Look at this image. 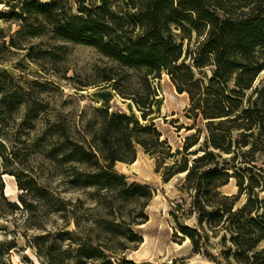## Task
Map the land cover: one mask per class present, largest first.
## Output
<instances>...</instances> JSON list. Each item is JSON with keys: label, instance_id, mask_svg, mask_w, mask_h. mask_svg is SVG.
Returning a JSON list of instances; mask_svg holds the SVG:
<instances>
[{"label": "trees", "instance_id": "obj_1", "mask_svg": "<svg viewBox=\"0 0 264 264\" xmlns=\"http://www.w3.org/2000/svg\"><path fill=\"white\" fill-rule=\"evenodd\" d=\"M226 1L25 0L19 10L23 22L31 16L41 18L56 37L90 46L116 63L120 72L112 69L113 75L105 81L113 91L132 101L145 122L132 106L130 115L111 113L108 105L113 92L99 94L105 106L98 111L103 116L100 141L87 147L75 144L68 157L84 171L76 173L70 183L76 189L92 188L112 195L121 206L138 210L136 217L124 224L132 241L139 244L142 239L131 226L148 221L144 209L152 200L153 191L146 185L130 183L115 170L116 164H133L138 147L159 156L163 164L174 159L166 167L164 180L167 183L176 175L187 174L183 190L191 198L188 210L179 204L171 212L181 233L200 249L207 247L209 231L215 236L224 232L223 241L228 237L231 243L228 259L234 260L229 264H264V169L254 166L255 156L264 148V80L256 85L264 72V0H245L239 8L236 0H228V12ZM193 32L203 36L196 46L191 43ZM209 67L211 77L202 72ZM197 70L204 78L197 77ZM129 71L137 75L139 86L135 93L127 95L119 88V81ZM163 74L171 78L179 93L189 94L190 118L208 121L204 141L201 142L203 131L199 129L187 137L184 149L176 153H172L154 123L162 101L153 82ZM197 146V151L190 152ZM63 151L64 147L59 149ZM191 155L196 157L192 161ZM49 156L57 158L55 153ZM2 175L0 168L1 203L19 210L4 195ZM231 179L236 180L239 193L228 196L222 189ZM19 185L26 196L33 194L32 187ZM243 196L246 201L238 205ZM21 202L26 206L23 198ZM61 210L64 208L58 211ZM193 215H197L200 231L184 226V221ZM74 219L77 230L66 233L71 240L69 251L76 253L74 262L114 264L108 253L116 252L102 236L115 233L118 225L97 223L95 230L86 232L77 217Z\"/></svg>", "mask_w": 264, "mask_h": 264}, {"label": "rangeland", "instance_id": "obj_2", "mask_svg": "<svg viewBox=\"0 0 264 264\" xmlns=\"http://www.w3.org/2000/svg\"><path fill=\"white\" fill-rule=\"evenodd\" d=\"M24 1L0 0V168L4 195L20 208H6L0 198V264H76V253L69 251L71 240L66 236L68 231L77 230L74 217L86 232L95 230L97 223L118 225L114 228L115 233L102 236L106 245L116 252L108 253L114 264H123L124 261L134 264H172L175 261L184 264L234 263L233 257L228 259L231 243L228 237L223 241L224 232L215 236L209 231L207 247L196 249L190 238L179 230L171 212L179 204L188 210L191 198L183 190L187 174L176 175L167 183L164 180L166 167H170L174 159L163 164L159 156L138 147L136 161L124 163L126 171L116 164L115 170L124 174L130 183L146 185L153 191V198L144 209L148 221L131 226L142 239L139 244L132 241L134 238L124 224V221L135 218L138 210L130 205L121 206L110 197L112 195L97 193L92 188L76 189L70 183L76 173L84 171L68 157L73 154L75 144L87 147L100 141L103 116L98 111L105 106L99 94L113 92V100L108 105L111 113L130 115V106L140 119L141 113L131 100L113 91L105 81L113 75L112 69L118 73L116 63L90 46L56 37L41 18L31 16L23 22L19 9ZM226 2L228 12V0ZM245 2L236 0L235 5L239 8ZM73 5L75 10L74 1ZM235 11L239 12L238 9ZM202 38L193 32L192 45L196 46ZM188 45L186 40L185 46ZM202 72L212 76L210 67ZM202 72L196 71L198 78H204ZM263 80L264 72L256 85ZM153 84L158 99L162 101L160 113L154 115V123L163 139L169 142L172 153L182 151L187 137L199 129L203 131V142L208 121L190 118L189 94L179 93L167 74ZM137 86L138 78L132 71L126 72L119 81V88L127 95L135 93ZM62 147L65 151L59 152ZM198 149L199 146L190 152ZM54 153L57 158L50 159L49 155ZM255 157L254 166L264 169V148ZM189 158L192 161L196 157L191 155ZM225 158L228 160L231 156L225 155ZM238 162H241L240 158ZM5 175L14 178L9 182L11 186L16 184L9 195ZM20 183L32 187L33 194L26 196ZM222 191L228 196L237 195L236 180L231 179ZM245 201L246 196H243L238 205ZM184 226L200 231L197 215L186 219ZM144 234L161 238L172 254L140 262L130 259V254L139 250L144 242ZM176 245L182 248L178 250Z\"/></svg>", "mask_w": 264, "mask_h": 264}, {"label": "bare ground", "instance_id": "obj_3", "mask_svg": "<svg viewBox=\"0 0 264 264\" xmlns=\"http://www.w3.org/2000/svg\"><path fill=\"white\" fill-rule=\"evenodd\" d=\"M117 167L121 169L122 171L127 170V165L124 163H118ZM5 180H7V194L9 195L11 192L12 187H16V184L14 186L10 185V181L14 178L9 175H5ZM145 227V226H142ZM176 248L180 250L182 247L179 245H176ZM171 250L168 248V246L165 244V242L159 238V237H153L147 234H144V242L141 244L140 249L132 252L130 254V259H135L137 261H144L149 260L157 257H167L170 256Z\"/></svg>", "mask_w": 264, "mask_h": 264}]
</instances>
